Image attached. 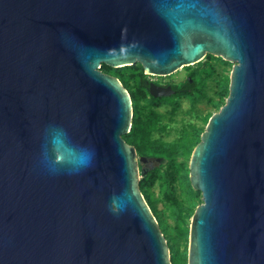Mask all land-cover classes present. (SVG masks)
Returning a JSON list of instances; mask_svg holds the SVG:
<instances>
[{
    "label": "water",
    "instance_id": "obj_1",
    "mask_svg": "<svg viewBox=\"0 0 264 264\" xmlns=\"http://www.w3.org/2000/svg\"><path fill=\"white\" fill-rule=\"evenodd\" d=\"M209 54L235 65L191 158L188 261L264 264V0H0V264H173L131 93L101 67Z\"/></svg>",
    "mask_w": 264,
    "mask_h": 264
},
{
    "label": "rangeland",
    "instance_id": "obj_2",
    "mask_svg": "<svg viewBox=\"0 0 264 264\" xmlns=\"http://www.w3.org/2000/svg\"><path fill=\"white\" fill-rule=\"evenodd\" d=\"M101 69L118 76L132 95L135 117L150 126V136L124 135L142 152L141 168L156 171L150 177L148 192L156 205L157 218L171 248L172 261L189 264L190 231L193 215L204 202L203 194L190 180V163L195 147L201 142L212 115L226 103L230 93L231 74L235 62L209 54L204 60L167 75L158 76L144 70L141 63ZM194 87L177 95L156 98L146 87L148 81L182 83ZM182 82V83H181ZM133 119V120H134ZM143 176H141L142 178Z\"/></svg>",
    "mask_w": 264,
    "mask_h": 264
},
{
    "label": "trees",
    "instance_id": "obj_3",
    "mask_svg": "<svg viewBox=\"0 0 264 264\" xmlns=\"http://www.w3.org/2000/svg\"><path fill=\"white\" fill-rule=\"evenodd\" d=\"M104 67L108 68V66L106 64L104 65ZM187 83H188L189 87H194V84L190 80H188ZM124 85L128 88L126 83H124ZM133 104H134V102H133ZM150 133H151L150 132V126L147 124V122L146 121H142L141 118L135 117V119L133 120V125H132V128H131V131L128 134H129V136L133 137L132 138L133 139L132 142L131 141L130 142L136 144L135 143V137H138L141 134L145 138H148L150 136ZM137 147H138L139 151L142 152L141 148H139L140 147L139 144H137ZM145 169H147V168H145ZM155 171H156V168H153V169L149 170L141 178L140 187H141V190H142L143 194L145 195V198L147 199L149 205L151 206L155 216L157 217L156 205L154 204V202L152 200H150V194H149L148 188H147L148 187V183L150 181V177L152 176V174ZM158 221H159V224H160L161 223L160 219H158ZM173 264H176V262L174 263V261H173Z\"/></svg>",
    "mask_w": 264,
    "mask_h": 264
},
{
    "label": "flooded vegetation",
    "instance_id": "obj_4",
    "mask_svg": "<svg viewBox=\"0 0 264 264\" xmlns=\"http://www.w3.org/2000/svg\"><path fill=\"white\" fill-rule=\"evenodd\" d=\"M188 80H190V78ZM188 80H187V82H188ZM187 82H186V84L181 82L182 84L180 86L177 83H170V82H168V83H161L159 81H153V82L152 81H149V82L147 81L146 82V87L150 90L151 83H156V84L161 85V86H169V85H172L173 88L176 90V93L173 94V95H177L181 90H183V89L186 90L189 87ZM173 95H171V96H173ZM163 97H169V96H162L160 98H163Z\"/></svg>",
    "mask_w": 264,
    "mask_h": 264
}]
</instances>
